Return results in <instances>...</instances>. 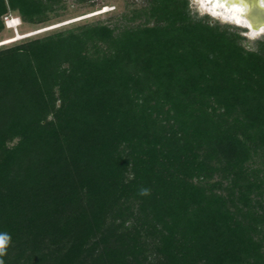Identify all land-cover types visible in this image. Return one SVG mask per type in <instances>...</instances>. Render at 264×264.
<instances>
[{
  "label": "trees",
  "instance_id": "trees-1",
  "mask_svg": "<svg viewBox=\"0 0 264 264\" xmlns=\"http://www.w3.org/2000/svg\"><path fill=\"white\" fill-rule=\"evenodd\" d=\"M64 7L0 0V34ZM241 29L141 0L0 46L4 264H264V36Z\"/></svg>",
  "mask_w": 264,
  "mask_h": 264
},
{
  "label": "rangeland",
  "instance_id": "rangeland-1",
  "mask_svg": "<svg viewBox=\"0 0 264 264\" xmlns=\"http://www.w3.org/2000/svg\"><path fill=\"white\" fill-rule=\"evenodd\" d=\"M65 7L61 9V14L57 17H54L50 23L46 25L34 26L21 21L17 26V31L22 35L30 34L31 32L40 31L33 35L22 37L16 41L3 44L0 46H8L14 43H17L27 37L41 36L48 33L51 30L56 28H62L68 25H73L76 23H82L86 21L94 20H107L109 18H115L121 12L128 10L134 4H138L141 0H63ZM94 4V5H93ZM191 8L194 13H197L198 16L209 15L214 21H218L222 24H231L234 26L241 27V33L246 36L245 44L249 48H255L256 41L264 36V31L262 32H252V30L242 26L236 22L228 20L223 16H217L209 12L201 3L200 0H191ZM104 9H107L104 12ZM99 12V13H97ZM96 13V14H94ZM15 18L18 16L17 13H11ZM16 29L8 28L6 26L5 30L0 34V41L14 36Z\"/></svg>",
  "mask_w": 264,
  "mask_h": 264
},
{
  "label": "bare ground",
  "instance_id": "bare-ground-1",
  "mask_svg": "<svg viewBox=\"0 0 264 264\" xmlns=\"http://www.w3.org/2000/svg\"><path fill=\"white\" fill-rule=\"evenodd\" d=\"M203 6L212 14L217 16H223L224 18L231 20L233 22H236L240 25H246L245 21L241 17V6L235 2V0H200ZM261 2L260 4H264V0H259ZM107 9H104V12ZM99 13V12H97ZM96 14V13H94ZM11 25H17L21 23V19L19 16H16L13 21L10 22ZM252 32H259L258 30H255L251 28ZM43 31V30H40ZM40 31L31 32L30 34L22 35L19 31L15 33L14 36L6 38L2 41H0V45L7 44L13 41H16L24 36L33 35L35 33H38Z\"/></svg>",
  "mask_w": 264,
  "mask_h": 264
},
{
  "label": "water",
  "instance_id": "water-1",
  "mask_svg": "<svg viewBox=\"0 0 264 264\" xmlns=\"http://www.w3.org/2000/svg\"><path fill=\"white\" fill-rule=\"evenodd\" d=\"M241 6V17L247 23L246 28L264 31V4L259 0H235ZM25 37V36H24Z\"/></svg>",
  "mask_w": 264,
  "mask_h": 264
},
{
  "label": "clouds",
  "instance_id": "clouds-1",
  "mask_svg": "<svg viewBox=\"0 0 264 264\" xmlns=\"http://www.w3.org/2000/svg\"><path fill=\"white\" fill-rule=\"evenodd\" d=\"M141 194L142 195H147L148 194V190L147 189H143L141 191ZM10 242H11L10 235H8L7 233L0 234V257H3L4 255H6L7 248L9 247ZM0 264H4L3 259H0Z\"/></svg>",
  "mask_w": 264,
  "mask_h": 264
},
{
  "label": "built area",
  "instance_id": "built-area-1",
  "mask_svg": "<svg viewBox=\"0 0 264 264\" xmlns=\"http://www.w3.org/2000/svg\"><path fill=\"white\" fill-rule=\"evenodd\" d=\"M14 20V17L11 15V14H8V15H6L5 16V24H6V26L8 27V28H13V29H16V32H18L17 31V25H11V21H13ZM19 25V24H18Z\"/></svg>",
  "mask_w": 264,
  "mask_h": 264
}]
</instances>
